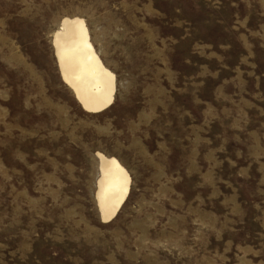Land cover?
<instances>
[{
    "label": "rangeland",
    "instance_id": "1",
    "mask_svg": "<svg viewBox=\"0 0 264 264\" xmlns=\"http://www.w3.org/2000/svg\"><path fill=\"white\" fill-rule=\"evenodd\" d=\"M75 17L99 114L54 57ZM97 152L131 177L106 224ZM0 264H264V0H0Z\"/></svg>",
    "mask_w": 264,
    "mask_h": 264
},
{
    "label": "bare ground",
    "instance_id": "2",
    "mask_svg": "<svg viewBox=\"0 0 264 264\" xmlns=\"http://www.w3.org/2000/svg\"><path fill=\"white\" fill-rule=\"evenodd\" d=\"M61 82L88 114L109 109L115 100L116 77L101 60L81 18H63L52 36ZM98 168L95 201L102 223L114 220L130 195L131 177L114 157L95 154Z\"/></svg>",
    "mask_w": 264,
    "mask_h": 264
}]
</instances>
